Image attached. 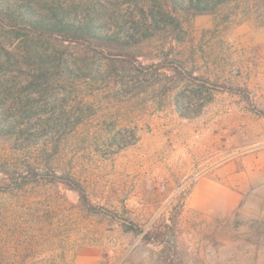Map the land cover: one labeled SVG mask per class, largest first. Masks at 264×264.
<instances>
[{"label":"rangeland","instance_id":"rangeland-1","mask_svg":"<svg viewBox=\"0 0 264 264\" xmlns=\"http://www.w3.org/2000/svg\"><path fill=\"white\" fill-rule=\"evenodd\" d=\"M0 264H264V0H0Z\"/></svg>","mask_w":264,"mask_h":264},{"label":"trees","instance_id":"trees-1","mask_svg":"<svg viewBox=\"0 0 264 264\" xmlns=\"http://www.w3.org/2000/svg\"><path fill=\"white\" fill-rule=\"evenodd\" d=\"M69 186H71V185H69ZM71 187H74V188H75V190L79 191V192L81 193V195L83 196V194H82V192H81L80 188H77V187H75V186H71Z\"/></svg>","mask_w":264,"mask_h":264}]
</instances>
